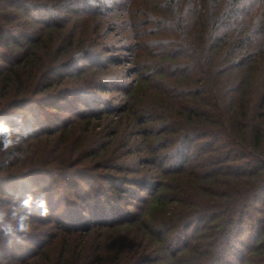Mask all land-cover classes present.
<instances>
[{"label": "trees", "instance_id": "trees-1", "mask_svg": "<svg viewBox=\"0 0 264 264\" xmlns=\"http://www.w3.org/2000/svg\"><path fill=\"white\" fill-rule=\"evenodd\" d=\"M110 1L0 0V264H264V0Z\"/></svg>", "mask_w": 264, "mask_h": 264}, {"label": "rangeland", "instance_id": "rangeland-1", "mask_svg": "<svg viewBox=\"0 0 264 264\" xmlns=\"http://www.w3.org/2000/svg\"><path fill=\"white\" fill-rule=\"evenodd\" d=\"M112 1L113 0H111L109 2L110 5L112 4ZM133 8L134 7L131 6L130 10H132ZM117 16L118 15L114 16V17H116L115 19H117ZM139 16L137 18H135V23H136L135 29H130V31L133 33L132 36L134 38H130L127 35V39L125 38V34L121 30V28L126 29L125 23H124L125 25H122L121 28H118L114 24L115 20H111L110 16H106V17L102 18L103 22H104V33L101 36H98V38H96L95 44L96 45L97 44H102V45L104 44L106 47H108L105 55H115L116 57L120 58L119 61L121 63H119L117 66L115 64H112L115 66H111V67H116V69H117V72L115 73V76L117 77L116 78L117 84L122 83V84H125L126 86H129L132 83L133 78L135 77V74H134V76L130 77V69L133 68V62H131V60H132L131 57L135 53V51H133V49L135 48L134 45L140 44L143 46L144 44L150 45V43H151L150 39H145V38L140 39V38H137V36H134V34L138 35L139 31L146 28V26H144L145 22H143V17H141V16L139 17ZM94 21H97V20H94ZM94 21H93V23H94ZM123 47H127V48L125 49ZM135 50H136V48H135ZM129 59H131V60H129ZM122 61H124V63ZM124 70H126V71H124ZM123 71H124V73H123ZM119 97H120L119 93L116 94L115 92L114 93L109 92V93L102 94V98H103L104 102H106V104H109L111 106H117L118 107L121 105L122 102L119 100ZM95 126L98 129L93 128V130L90 131V133H88V134H86L85 132L83 133L82 132L83 129L78 130L76 136L71 137L69 140L70 142L68 141L69 144H72V147L77 148V150H80L82 148V146L84 145L86 138H87L88 143L86 142V145L88 144L87 145L88 147L94 146L95 143H97L101 140L100 137L99 138L97 137L98 136L97 133H95V132L100 131V129H99L100 126H98V124H96ZM141 139L142 138L140 137L139 140H141ZM121 140H122V138H121ZM121 148H122V149H120L121 151L126 149V147H121ZM76 153H77V151L75 152V154ZM142 156H143L142 153L139 152L138 155L131 157V162L138 164V161L142 159ZM102 171H105V169H102ZM136 203H138V202H136Z\"/></svg>", "mask_w": 264, "mask_h": 264}]
</instances>
